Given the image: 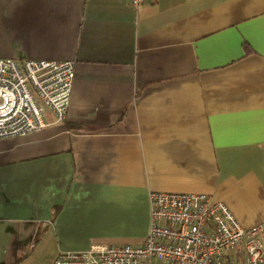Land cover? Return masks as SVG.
Masks as SVG:
<instances>
[{
	"label": "crops",
	"instance_id": "obj_1",
	"mask_svg": "<svg viewBox=\"0 0 264 264\" xmlns=\"http://www.w3.org/2000/svg\"><path fill=\"white\" fill-rule=\"evenodd\" d=\"M0 57L75 71L62 121L0 138V264L139 243L152 190L264 226V0H0Z\"/></svg>",
	"mask_w": 264,
	"mask_h": 264
},
{
	"label": "built area",
	"instance_id": "obj_2",
	"mask_svg": "<svg viewBox=\"0 0 264 264\" xmlns=\"http://www.w3.org/2000/svg\"><path fill=\"white\" fill-rule=\"evenodd\" d=\"M148 0H128L136 11ZM72 60L0 57V138L46 126L44 111L64 119ZM149 224L136 244L94 241L62 251L52 264H263L264 226L243 228L227 205L204 192L152 190Z\"/></svg>",
	"mask_w": 264,
	"mask_h": 264
}]
</instances>
